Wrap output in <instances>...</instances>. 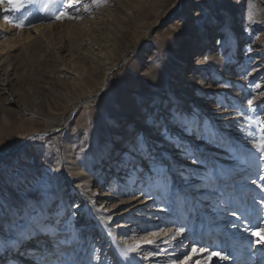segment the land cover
Here are the masks:
<instances>
[{
  "label": "snow or ice",
  "instance_id": "1",
  "mask_svg": "<svg viewBox=\"0 0 264 264\" xmlns=\"http://www.w3.org/2000/svg\"><path fill=\"white\" fill-rule=\"evenodd\" d=\"M242 2L176 0L173 8L181 23L167 41L157 78L129 68L98 98V115L104 106L103 130L94 140L81 141L85 146L78 151L80 163L98 186L97 198L129 196V201L111 208L97 206L91 195L80 192L82 184L75 183L79 173L66 174L43 162L33 167L30 151L51 158L38 142L44 136L24 138L23 150L16 152L12 141H0V264H94L100 259L96 245L101 232L108 237L125 227L129 233L147 232L153 217L156 227L161 222L176 225L164 238L166 245H173L164 252L169 264H208L213 256L217 257L213 264H264V125L257 128L259 121L246 117L251 131L240 133L245 145L241 148L231 135L237 122L225 119L233 113L211 107L238 106L221 99L222 92L189 79L190 72L208 79L213 48L225 67L234 63L232 40L239 47V37L229 5ZM80 6V0H67L54 18L78 19ZM23 7L9 2L2 10L4 21L23 27L24 20L10 16ZM190 21L194 33H186ZM242 27L248 35L244 58L249 67L256 60L253 70L262 71L264 51L253 55L252 35L248 26ZM210 32L216 34L211 46ZM174 45L179 55H173ZM237 75L248 80L251 72L238 69ZM213 82L225 88L240 84L245 98L251 97L247 108L240 106L242 117L245 112H264V100L253 107V92L261 89L260 83L253 89L252 81L245 85L222 75ZM124 216L131 219L115 224ZM143 251L139 244L119 248L111 254V264H151V258L161 254L159 247L147 255Z\"/></svg>",
  "mask_w": 264,
  "mask_h": 264
},
{
  "label": "rangeland",
  "instance_id": "2",
  "mask_svg": "<svg viewBox=\"0 0 264 264\" xmlns=\"http://www.w3.org/2000/svg\"><path fill=\"white\" fill-rule=\"evenodd\" d=\"M29 1L26 5L29 8L23 13L29 16L30 9L39 10L42 14L39 18L41 26L33 40L35 43L24 40L17 44L18 48L9 50L0 57V141H12V150L16 152L23 150L24 138L44 136L45 139L38 142L43 143L45 152L51 158L46 159L39 153H33V167L39 168L43 162L53 168L59 166L66 174L79 173L75 183L82 184L80 192L85 196L91 195L97 206L104 204L111 208L113 203L129 201V196H120L118 200L97 198L94 194L98 191V186L93 176L81 165L78 151L85 146L81 141L89 138L94 140L98 133H102L104 106H101L98 115L96 104L114 80L123 76L129 68L134 72L138 71L141 76L153 80L157 78L164 50L168 47L167 41L173 37V29L181 23L173 8L176 0H96L95 3L93 0H80V18L60 20L54 17L67 0ZM148 4L151 7H144ZM229 8L233 17V28L239 37V47L236 40H232L234 63L225 67L223 58L213 48L209 58L211 63L208 65V79L200 72H196L194 77L189 73V79L192 83L203 84L214 92H222L224 95L221 99L226 97V103L231 102L238 106L235 110H221L215 104L211 105L217 112L233 113L225 119L237 122L231 126V135L241 148H245L240 133L251 131L246 117L251 116L253 120L259 121L256 125L259 128L264 125V112H245L242 117L240 106L247 108V98L251 97L245 98L240 84H236L235 88H225L214 83L213 77L220 79L222 75L224 80L240 81L245 85L252 81L253 89L256 83H260L261 89L253 92L256 97L253 107L264 100V70H253L256 60L252 61V67L248 66L243 53L248 35L242 27L248 26V32L252 35L253 55L255 52L264 51V0H243L242 3L229 5ZM194 31L190 21L186 33ZM214 38L216 34L210 32L209 46ZM26 45L27 49H23ZM173 49V55H179L175 45ZM144 50L147 51L146 54ZM115 59L117 60L108 71L109 75H106L102 88L97 89L103 80L106 67ZM244 68L251 72L248 80L237 75L238 69ZM96 89L99 90L97 94ZM189 99L195 100V97L189 96ZM196 102L203 103L199 100ZM55 129L61 131L56 133ZM252 134L257 135L255 132ZM67 148L72 149V164L67 161ZM74 168L79 170L75 171ZM66 179L71 177L66 176ZM101 196L103 197V193ZM76 202L79 203V199ZM162 208L161 205L154 211ZM98 219L101 218L98 216ZM130 219L131 217L124 216L115 221V224H125ZM150 223L152 226L147 232L133 230L129 233L127 227L120 228L114 232L116 239L128 248L141 245L144 249L143 255L159 247L161 254L151 258V264H169V256H165L164 252L173 245H166L164 238L168 233L174 232L176 225L161 222L160 227H156V217ZM256 230L261 229L258 227ZM105 239L110 240V237L105 236ZM147 240H155L157 243L147 244ZM106 247L97 253L100 259L94 264H111V254L115 251L110 242ZM210 251L219 252L220 249L212 248ZM106 255L109 257L108 261L104 260ZM216 259L213 256L208 264H213ZM144 263L150 264L149 261Z\"/></svg>",
  "mask_w": 264,
  "mask_h": 264
},
{
  "label": "bare ground",
  "instance_id": "3",
  "mask_svg": "<svg viewBox=\"0 0 264 264\" xmlns=\"http://www.w3.org/2000/svg\"><path fill=\"white\" fill-rule=\"evenodd\" d=\"M158 1H160V0H158ZM9 2H11L12 4H21V3L24 4V7L21 8L19 11H13L10 13L11 18L25 21L24 26L19 28V29L15 28L12 24L7 23L3 19L2 10H3V8L7 7ZM28 3H30L29 0H0V35H3L0 37L2 39L0 41V57L3 56L9 50H13L14 48L15 49L18 48L19 45H17V44L22 43L24 40L26 42L32 41L31 44L35 43V41H33V40L35 38L34 36L38 32L39 27L41 26L39 18L42 16V14L39 12V10H30L29 9V16H26V14L23 13V11L29 8V7L26 8V5ZM66 3H67V1H66ZM144 7L148 8L151 6L148 4V5H145ZM29 21L31 22L30 25L28 23ZM23 49H27V45L24 46ZM143 52H145L144 54L147 53L146 50H144ZM147 56H148V54H147ZM211 56H212V54L209 56V58ZM116 60L117 59L111 61L110 64L106 67L105 74H103V80L101 81V83H99L100 86L97 89L100 90L102 88L104 79H105L106 75L108 74V71L115 64ZM195 74L191 73L190 76L194 77ZM107 78H108V76H107ZM107 78L105 80V83L107 82ZM104 86H105V84H104ZM99 90L96 91V94L99 92ZM98 135H100V134L98 133ZM54 140H56L55 137H54ZM30 154H33V153H31V151H30ZM66 155H67L68 163L72 164L74 162V160H73L71 148L66 149ZM74 170L78 171L79 168H74ZM98 216L103 220V218H104L103 215L98 213ZM103 235L104 234L101 232L100 233L101 238L99 239V241L97 243L98 247L101 250L107 248L106 246L108 245V242H110L111 245H113V244L116 245V248L114 249V251H116L119 248H125L126 247V246L120 244L119 241H117L116 234L114 232H113V235L110 237V240H107V241L105 239V235L104 236ZM110 249H112V247H110ZM144 264H146V263H144Z\"/></svg>",
  "mask_w": 264,
  "mask_h": 264
}]
</instances>
